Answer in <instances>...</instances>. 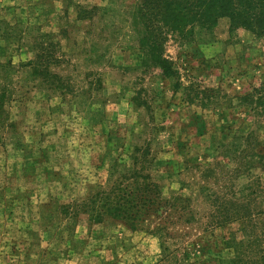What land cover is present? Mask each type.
Wrapping results in <instances>:
<instances>
[{
	"label": "rangeland",
	"instance_id": "1",
	"mask_svg": "<svg viewBox=\"0 0 264 264\" xmlns=\"http://www.w3.org/2000/svg\"><path fill=\"white\" fill-rule=\"evenodd\" d=\"M140 1L0 0V264H264V40L175 35L166 78Z\"/></svg>",
	"mask_w": 264,
	"mask_h": 264
},
{
	"label": "trees",
	"instance_id": "2",
	"mask_svg": "<svg viewBox=\"0 0 264 264\" xmlns=\"http://www.w3.org/2000/svg\"><path fill=\"white\" fill-rule=\"evenodd\" d=\"M137 10L142 33L140 48L147 61L166 78L175 75L172 63L165 57L169 38L175 35L187 39L197 29L211 33L221 20L227 19L231 33L245 30L264 40V0H141ZM3 99L0 97V106ZM145 180L149 178L145 176ZM143 189L141 196L129 193L119 197L124 203L120 199L112 202L111 195L105 192L93 198L86 207L90 208L86 212L91 222L100 224L107 217L136 221L149 215L156 205L158 189L151 183H145ZM237 259L240 260L235 264H241L243 257Z\"/></svg>",
	"mask_w": 264,
	"mask_h": 264
}]
</instances>
